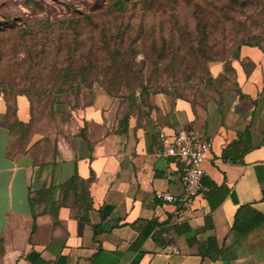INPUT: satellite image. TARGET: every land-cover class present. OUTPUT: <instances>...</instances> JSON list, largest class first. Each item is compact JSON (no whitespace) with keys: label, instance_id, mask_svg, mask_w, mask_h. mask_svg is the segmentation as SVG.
<instances>
[{"label":"crops","instance_id":"crops-1","mask_svg":"<svg viewBox=\"0 0 264 264\" xmlns=\"http://www.w3.org/2000/svg\"><path fill=\"white\" fill-rule=\"evenodd\" d=\"M230 64L233 82L216 98L164 97L126 112L100 93L62 108L56 134L31 133L21 153L12 150L14 132L32 123L31 101L18 94L10 113L0 94V264H264V222L245 234L232 228L241 205L264 212L255 172L264 164V48L241 44ZM223 70L212 64L214 77ZM246 128L260 146L243 162L224 160V147ZM180 129L213 141L205 188L191 206L156 196L182 190L184 162L160 136ZM74 174L92 176L85 197Z\"/></svg>","mask_w":264,"mask_h":264},{"label":"rangeland","instance_id":"rangeland-1","mask_svg":"<svg viewBox=\"0 0 264 264\" xmlns=\"http://www.w3.org/2000/svg\"><path fill=\"white\" fill-rule=\"evenodd\" d=\"M243 42L264 47V0H0V94L26 93L33 113L12 150L55 135L62 108L100 93L126 112L216 98Z\"/></svg>","mask_w":264,"mask_h":264},{"label":"built area","instance_id":"built-area-1","mask_svg":"<svg viewBox=\"0 0 264 264\" xmlns=\"http://www.w3.org/2000/svg\"><path fill=\"white\" fill-rule=\"evenodd\" d=\"M160 136L165 144L166 153L179 157L184 162V166L181 175V192L174 194L166 189H159L156 191V196L163 201L191 206L205 188L203 162L212 148V138L189 129H180L172 135L161 132Z\"/></svg>","mask_w":264,"mask_h":264},{"label":"trees","instance_id":"trees-1","mask_svg":"<svg viewBox=\"0 0 264 264\" xmlns=\"http://www.w3.org/2000/svg\"><path fill=\"white\" fill-rule=\"evenodd\" d=\"M118 3L122 4V2H118ZM241 44H254V45H259L260 47L264 48L259 43L243 42ZM230 66H231V64H230ZM231 68L233 69L232 66H231ZM233 71H234V69H233ZM221 75H222V73L218 77H220ZM218 77H216V78H218ZM228 84H230V83H228ZM225 85H227V84H225ZM223 87H221V89ZM221 89H220L219 93H221ZM19 94H26V93H19ZM16 97H17V95H16ZM16 97H15L14 101H11L6 96V98L8 100V111L10 113L13 112V110H14L15 103H16L15 102ZM179 97H182V96H179ZM29 99H30V97H29ZM30 101H31V99H30ZM257 146H260V144H254L253 138H251V131L249 128H246L243 132L240 133V135L237 139L233 140L230 144H228L226 147H224V149L222 151V158L226 161H230L233 163L243 162L244 161V155L249 150H251ZM255 172H256V175H257L259 182L264 183V164L255 165ZM70 180L73 183H76V186H80L81 191H82V195H83V197H85V193L88 190V183L92 181V176L86 180L84 178H80L79 175L74 174L70 178ZM223 186L224 185H220L219 187H223ZM262 193H263V198H264V187L262 188ZM209 195H210V193L208 194V196ZM222 200L223 199H220V201H222ZM212 206H215V204ZM262 222H264V212L253 207L250 204H244L238 208L236 215H235V220H234L232 228L235 232H237L239 234H245V233L249 232L250 230H252L253 228H255L256 226H258L259 224H261ZM145 238H146L145 235L139 236L134 241L133 245L136 247H140L142 245V243L144 242Z\"/></svg>","mask_w":264,"mask_h":264}]
</instances>
